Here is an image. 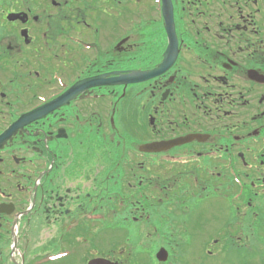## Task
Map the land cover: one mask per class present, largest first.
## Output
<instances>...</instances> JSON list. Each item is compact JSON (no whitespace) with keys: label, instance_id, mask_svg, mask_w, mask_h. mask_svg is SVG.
Listing matches in <instances>:
<instances>
[{"label":"flooded vegetation","instance_id":"flooded-vegetation-1","mask_svg":"<svg viewBox=\"0 0 264 264\" xmlns=\"http://www.w3.org/2000/svg\"><path fill=\"white\" fill-rule=\"evenodd\" d=\"M149 165L185 176L161 188ZM259 190L264 0H0V264H191L192 248L223 264L230 238L197 228L113 257L84 244L129 213L210 230L203 215L227 205L247 224Z\"/></svg>","mask_w":264,"mask_h":264},{"label":"rangeland","instance_id":"rangeland-1","mask_svg":"<svg viewBox=\"0 0 264 264\" xmlns=\"http://www.w3.org/2000/svg\"><path fill=\"white\" fill-rule=\"evenodd\" d=\"M113 136L110 138L102 139L103 141L110 142ZM137 142V141H135ZM114 155L110 157L114 162L119 163V161L125 158L128 154L125 151V147H130L128 145L124 144H116L114 145ZM127 150V149H126ZM115 156V159L113 158ZM149 169L151 180L153 181L154 185H158L161 188L164 187V177L165 178H173L174 175L182 172L185 176L183 171H171L167 168H159L157 166H151L147 167ZM124 172H128L125 170V166L123 165ZM244 182H249V180H244ZM221 183H226L225 181L218 182L217 186L221 187ZM229 183H227L228 185ZM178 185V184H176ZM175 186V185H173ZM172 186V188H173ZM233 188H236L235 185L232 184ZM236 189H233V192H235ZM259 192H264L262 190H259ZM182 191H177V196L179 197L181 195ZM264 194V193H260ZM149 195L153 196L154 198L159 197V193L157 190H154L153 187L149 188ZM158 202H156V206L158 210L163 211L165 208V214L168 215V210L170 205H157ZM102 205V211L104 208L109 207V203H103ZM114 205V204H113ZM243 208H247V205H244L239 213H244ZM124 210V209H123ZM249 213L257 214L253 219L247 220V224H245L246 218L241 219H235L233 217V210L230 209L227 205H223L222 208L217 210V213L214 214L212 212L205 213L203 216L205 217V220L209 221L212 216V223L215 224L213 228H211V224L209 225L210 230H207L206 225L204 224L203 229L200 228V224L198 221L191 226V220H188L186 224L183 226L184 228L180 229V224L177 217H170L167 223L160 224L158 222H154L153 220L149 221L147 224H144V226H141L140 224H132L130 221L131 216H135L136 214H130L125 215L122 217L119 215L118 223L121 224L120 229H117L115 231V234H113V230H110V223L100 224L97 223L96 225V231H89L87 230L86 237L88 239H92V244L90 246H87V243L84 244V249L88 250L93 255H101L105 257H113L115 255V252L119 254L124 247H128L129 242L131 240L137 241L141 244H151L153 243V239L156 237L157 234L164 235V237L173 243L178 244L177 242L179 240V237L177 236V232H180V235H183L185 232L193 231L194 228H197L196 234L198 239L200 237L201 231H216L214 234L210 235L209 237L203 239V241L207 244H209L212 240H215L217 238H223L222 241L227 240L230 238L229 241V248L228 252L225 251L226 254H228L229 260L226 259V263L223 264H264V196L258 197L257 201L253 204L252 209L248 210ZM252 216V215H251ZM194 218H197L194 216ZM110 219V214H109ZM241 220L242 224L239 226L235 222ZM145 222V221H144ZM194 223V222H193ZM210 223V222H209ZM94 227V225H93ZM102 229V230H101ZM158 231V232H157ZM222 231H228L229 236H223ZM202 234V233H201ZM222 234V235H221ZM153 235V236H152ZM96 237V238H94ZM239 237V238H238ZM170 238V239H169ZM256 238V239H255ZM200 239V238H199ZM160 243V242H156ZM170 243V242H169ZM217 247L213 248V251L217 250ZM127 249V248H125ZM199 250V248H197ZM192 251L189 253L190 257L188 258V262L191 264H200L201 261H203L202 258H200L202 255L201 253L196 252L195 248L191 249ZM123 259L126 260L125 264H127L128 259V251L123 253ZM143 257L141 256L138 258L137 256H132L129 260L132 262L131 264H143Z\"/></svg>","mask_w":264,"mask_h":264},{"label":"water","instance_id":"water-1","mask_svg":"<svg viewBox=\"0 0 264 264\" xmlns=\"http://www.w3.org/2000/svg\"><path fill=\"white\" fill-rule=\"evenodd\" d=\"M157 71H158V72H161L162 69H159V70H157ZM156 74H157V72H155V73L149 75L148 78H151V77L155 76ZM123 80H126V77L123 78ZM90 264H109V263L106 262V261H104V260H93Z\"/></svg>","mask_w":264,"mask_h":264}]
</instances>
